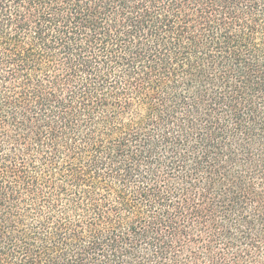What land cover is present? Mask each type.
<instances>
[{"label":"trees","instance_id":"1","mask_svg":"<svg viewBox=\"0 0 264 264\" xmlns=\"http://www.w3.org/2000/svg\"><path fill=\"white\" fill-rule=\"evenodd\" d=\"M0 264H264V0H0Z\"/></svg>","mask_w":264,"mask_h":264}]
</instances>
